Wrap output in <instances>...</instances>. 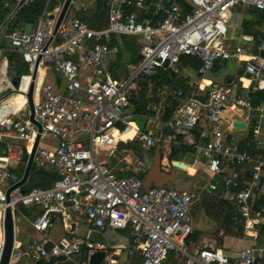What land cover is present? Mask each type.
<instances>
[{
  "label": "built area",
  "instance_id": "built-area-1",
  "mask_svg": "<svg viewBox=\"0 0 264 264\" xmlns=\"http://www.w3.org/2000/svg\"><path fill=\"white\" fill-rule=\"evenodd\" d=\"M239 6L264 11V0H106L108 26L102 29L79 17L67 20V14L56 29L62 6L39 19L31 32L7 30L9 19L0 24V261L7 208L15 217L17 207L24 206L37 211L32 225L44 238L23 245L15 236L9 264L74 261L82 253L87 259L81 264H91V256L103 250L100 264H122L116 251L109 254V246L89 233L68 232L52 241L49 233L57 220L71 231L73 216L87 220L89 231L128 228V253L139 255L141 264H163L172 252L178 264H264V248L256 246L264 229V94L255 104V95L264 93V36L249 45L229 44L224 33ZM115 35L138 37L140 57L129 60V69L119 62L124 53L121 44H112ZM10 53L29 70L16 75ZM183 56L200 61L197 80L184 86L163 80L161 70L166 76L169 68L182 72ZM230 59L240 80L205 82L217 63ZM141 102L144 110L138 112ZM228 109L246 111L249 135L239 138L219 128ZM137 117L145 119L144 126ZM131 129L134 135L124 138ZM165 132L163 144L169 145L177 134L196 146L208 138L198 146L195 165L213 173L208 189L219 192L250 244L236 253L220 245H189L196 194L168 185L144 187L132 162L138 155L134 144L149 151ZM47 134L53 143L42 141ZM39 135L33 167H52L59 176L48 188L18 187L8 200L9 188L21 179L16 170L26 166L24 148L30 155ZM103 154L117 162L100 161ZM173 162H168L172 169ZM120 163L127 164L126 172Z\"/></svg>",
  "mask_w": 264,
  "mask_h": 264
},
{
  "label": "trees",
  "instance_id": "trees-1",
  "mask_svg": "<svg viewBox=\"0 0 264 264\" xmlns=\"http://www.w3.org/2000/svg\"><path fill=\"white\" fill-rule=\"evenodd\" d=\"M20 0H0V23L3 22L9 15L15 10L17 4ZM5 2H8V5L5 6ZM65 0H26L10 17L7 22V30L11 31L14 29H20L31 25L33 28L36 26L37 22L41 18H46L50 13L55 9L63 6ZM247 11H250L257 17V20H252L249 17L243 19V29L244 36H251L252 40H259L264 36V30H260L258 27L264 25V11L255 9L254 7L248 6ZM68 15H71V18L79 17L87 22H89L94 28L102 29L108 26V10L106 7V0H96V5L94 7H81L80 9L73 8L72 6L69 9ZM119 43L122 47V53H126L127 57L132 63H136L140 57V43L138 42V37L133 35H117L113 36L112 44ZM13 58L14 72L16 75L24 73L29 70L28 65L22 64L21 58L16 53L9 54ZM122 56V55H121ZM120 56V58H121ZM188 65L194 70H198L200 67V61L191 57L183 56L181 58L180 65ZM221 67L217 63L214 70H219ZM19 69L20 73L18 74L17 70ZM165 77L163 80L170 82L177 86H184L186 84L187 77L179 78V74L171 75V72L167 75L164 70H161V75ZM240 80L239 76L227 75L223 82L225 84L229 83V80ZM264 93L260 92L255 95V104L260 100L259 97ZM137 111L144 110V102L137 103ZM172 113V109L168 110V114L164 116V119H168V116ZM196 137H199V130H196ZM167 132H165L163 139L159 143L163 144L166 139ZM208 141L207 137H203L197 142V145L204 144ZM198 146L191 145L184 140V135L177 134L176 140L171 143V152L169 154V160H182L188 158L191 160L196 156L198 152ZM193 156V157H192ZM24 165L16 170L17 177H22L24 173ZM143 174L140 176L143 177ZM58 173L54 168H38L34 166L32 168L28 182L24 185L26 190L33 186H39L42 188H48L53 185L54 181L58 178ZM192 216L193 220L197 211L200 209L204 214L209 217L213 222L221 227H224L223 234L225 236L238 237L240 239L244 238V231L240 223L233 218L231 211L228 210L227 205L222 202L218 191H210L208 186L204 190H200L198 195L196 194V200L192 203ZM264 232V229L262 230ZM204 232L200 229L193 227L192 233L187 239V243L192 245L200 240L201 234ZM258 244H264V235H259ZM223 246V245H220ZM58 260L52 258L51 260L40 261V264H55ZM166 264H178V259L176 255L172 252L168 255L164 261Z\"/></svg>",
  "mask_w": 264,
  "mask_h": 264
},
{
  "label": "rangeland",
  "instance_id": "rangeland-1",
  "mask_svg": "<svg viewBox=\"0 0 264 264\" xmlns=\"http://www.w3.org/2000/svg\"><path fill=\"white\" fill-rule=\"evenodd\" d=\"M76 2V1H75ZM77 4L80 6H86V7H91L96 5V0H77ZM76 6V5H74ZM248 6L244 7H239L234 10L233 17L231 19L230 24L227 26V32L224 33L226 37H228V42L229 44L234 47L236 45H244L248 41H246V36H244V29L243 27V19L247 16L252 20H257V17L252 14L250 11H247ZM71 18V15L68 19ZM260 30H264V25L261 27H258ZM27 32L33 31V27L31 25H28L26 28ZM252 43V41L250 40ZM10 44V43H9ZM122 58H119L120 64H122L123 67L129 69L130 63L129 59L126 56V53L122 55ZM219 70H214L212 74L209 75L211 79H214L218 82H221L222 79L224 80L223 77H225L227 74L229 75H236L237 68H236V62L234 59L228 60L226 63L223 65H220ZM18 74L20 73L19 69L17 70ZM185 70L183 69L180 75L184 74L185 75ZM115 74V71H114ZM223 82V81H222ZM61 91H65L64 87L61 88ZM129 111H132V108L129 109ZM135 121L137 124L141 127L144 126L145 124V119L143 117H137L135 118ZM220 129H225L227 132L233 131L236 135L241 136L245 134V132H239L234 129L229 128L228 130V125L224 122L219 124ZM133 136V135H132ZM130 136V137H132ZM128 137V138H130ZM127 138V137H125ZM54 137L50 134H47L43 138V142L47 144L53 143ZM18 143L25 144L23 141H15ZM135 148H138L140 145L134 144ZM171 150V145L166 144V142L163 144V169L170 172L173 171L171 166L168 165V157L170 154ZM153 151V150H152ZM193 157V156H192ZM98 159L100 161H105L108 164H115L117 160L112 157V155L109 154H103V155H98ZM196 156H194L191 160L188 158L184 159V162L187 164L186 170L180 172L179 178L176 181L175 184H171L169 186L176 188V189H184L188 191H193L195 194L198 195V192L200 190H204L206 186L208 185V181L212 178L213 173L210 172V170L206 167V165H195V160ZM133 164H137V161H133ZM140 167H142V164L138 163ZM24 165V164H23ZM22 165V166H23ZM118 167H124L123 170L124 172L127 171V164L126 163H120ZM147 171V168H144V172ZM139 174H143V172H138ZM31 208L24 207V206H18L17 211H16V216H15V222L17 224V221L19 217H26L28 220L31 219ZM19 216V217H18ZM22 219V218H21ZM19 218V221H21ZM25 221V219H23ZM18 221V222H19ZM59 225V224H58ZM60 226V225H59ZM193 227L196 229L202 230L204 233L201 234V238L198 242H196L199 245L202 246H215V245H223L225 247H228L227 249L228 252L231 253H236L244 244H249L251 241L249 239L246 242H243L239 240L238 237H233V236H225L223 234L224 232V227L216 225L213 220H211L209 217H207L202 210H198L195 218L193 220ZM87 228L86 222H81V229L80 233H84V231ZM23 234V235H22ZM20 233L19 232V237L20 239H25L26 235L25 233ZM66 235V234H65ZM69 236V235H66ZM243 239V238H242ZM178 263V262H177ZM69 264V263H68ZM75 264H81V262H76ZM163 264H166L164 262Z\"/></svg>",
  "mask_w": 264,
  "mask_h": 264
},
{
  "label": "crops",
  "instance_id": "crops-1",
  "mask_svg": "<svg viewBox=\"0 0 264 264\" xmlns=\"http://www.w3.org/2000/svg\"><path fill=\"white\" fill-rule=\"evenodd\" d=\"M4 5L7 6L8 5V2H5ZM74 5H76V6H74ZM71 6L73 8H76V9H80L81 7H86V6H80V5H78L77 4V0H73L72 3H71ZM91 7H93V6H91ZM239 7H244V6H239ZM239 7H237V8H239ZM56 12H57V10L55 9L52 13H56ZM68 12H69V10H68ZM68 12H67V20H70L72 18L68 19L70 17L68 15ZM13 13H14V11L11 13V15ZM11 15H9L8 18H6L0 24H3L8 19H10V16ZM26 28H27V26L26 27H23V28H20V29L26 31ZM34 28H33V30H34ZM245 36H249V35H245ZM227 39H228V37H227ZM245 40L248 41V42L245 43L244 45L251 44L250 40H248V39H245ZM251 41L254 42V40H252V38H251ZM236 46H239V45H236ZM179 67L181 69L184 67L185 72H187V73H185V75L184 74H182V75L179 74V78L187 77V79L189 78L187 81H196L197 80V72H196V70H194L193 68H191L189 66V64L188 65L186 64L183 67L179 64ZM227 75H229V74H227ZM235 76H239V75H237V73H236ZM225 77H223V78H225ZM207 79L208 80L206 81V83H209L210 80L211 81L218 82V81H216L214 79H211L210 77L207 78ZM222 81H223V79H222ZM222 81L219 82V83H222ZM245 114H246V111L245 110H241V109H239V110L228 109V110H226L225 115H224V118L221 121V123L222 122L226 123L228 125V130H229V128H231V129H234V130L239 131V132H245V134H243L241 136H238L233 131H230V130L228 131L231 134H233V135H235V136H237L239 138H244V137H246L247 135L250 134V128H251V126H248L247 125L245 128H232L231 127V124L234 125L235 122H239V121H242V122L245 123V121H244L245 120ZM156 146H155V149H156ZM142 149H144V148L142 147ZM135 151L138 154L137 155V165H136V168L138 169L137 172H140V173L143 172L144 175H145V173L147 171L146 172H144L143 170L141 171V167L138 164V163L141 164V161L139 160L140 146L138 148H135ZM182 161H184V159H182ZM49 168H52V167H49ZM144 175H143V178H144ZM36 214H37V211L35 209H32L31 210V219H30L31 221L28 220L25 216L24 217L23 216L22 217H19L18 216L20 219L21 218L22 219H21V221H19V218H18V220H16L17 221V224L15 222L16 238L19 241H21L23 243V245H26L29 242H32L33 240H39V239H43L44 238V235L41 232L36 231L34 229L33 225H32V220L34 219V217L36 216ZM23 219H25V221ZM81 222H86V224H87V228L84 231V233H80ZM70 223H72L71 231H69V228H67L66 226H64V221L62 220V218H59L57 220V224H56L55 228H53V229L50 230V233L49 234H50V236L52 238L51 240L52 241H57L63 235H65V234H68L69 235V233H71V234H79V235H87L89 233L90 236H91V238L94 241H100V242L106 244L107 246H109V248H110L109 254L112 253L113 251H116L117 254H118V255H116V258L122 264H141V257L139 255H137V254H129L128 253V250L131 249V238H130V233H129V229L128 228H124V229L109 228V229L104 230V231H98V230L93 229V230L89 231L90 225H89L88 221L87 220H84V219H81V218H78L76 216H73V218L70 220ZM19 232L21 234L24 232L25 235H26V238L23 239V240L20 239ZM262 233L263 234H261V235H264V232L263 231H262ZM239 240H241L243 242H246L247 241L244 238L243 239H240L239 238ZM248 244H249V242H248ZM223 247H225V246H223ZM225 248L229 249L228 247H225ZM86 259H87V256L84 253H82V254L76 255L74 261H60V260H58L57 263H55V264H68V263L69 264H75L76 262H80L81 260H86ZM22 264H24V262Z\"/></svg>",
  "mask_w": 264,
  "mask_h": 264
},
{
  "label": "water",
  "instance_id": "water-1",
  "mask_svg": "<svg viewBox=\"0 0 264 264\" xmlns=\"http://www.w3.org/2000/svg\"><path fill=\"white\" fill-rule=\"evenodd\" d=\"M25 1L26 0H20L18 2L17 7L14 10V12ZM72 1L73 0H65V3L62 6V10H61L60 16H59L57 24H56V29L59 27V25L61 24V22L65 18L66 14H67L70 6H71ZM167 65H168V62H165V66H167ZM169 71L171 72V75L174 74L173 68H169ZM35 73H36V71H35ZM33 91H34V83H32V85L30 87L29 94H28L29 102H30V106H31V110H32V119L34 116ZM197 98H199L200 100H203V98L201 96H197ZM234 126L237 128H245L246 123L239 121V122H235ZM40 129H41V127H40ZM39 140H40V135L37 137L33 152L30 155L27 154L26 149L24 148V151H25L24 161L26 162L25 170H24V173H23V176L21 177V179L18 180L14 185H12L9 188L8 193H7L8 194V200H9V195H10L12 190H14L18 187H22L28 182L29 176H30L32 168H33L34 153H35V150L39 144ZM162 156H163V146L161 143H159L156 146L155 154L153 157V159H154L153 161H155V162H154L153 166L148 168V170L145 173L144 178H143L144 179V187L146 189L153 186V185H155V186L168 185L169 186L171 184H175L179 178L180 172L186 170L187 164L184 161H179V160H174L173 171L168 172V171L164 170L163 167L161 166V162H160ZM22 191H24L23 188H22ZM15 236H16L15 217H14L13 212H12V207H9V208H7V215H6L5 247H4V251H3V255H2V259L0 261V264H9L11 252H12L13 245L15 242ZM105 255H106L105 250L98 251V252L94 253L90 258L91 264H100L103 261Z\"/></svg>",
  "mask_w": 264,
  "mask_h": 264
},
{
  "label": "flooded vegetation",
  "instance_id": "flooded-vegetation-1",
  "mask_svg": "<svg viewBox=\"0 0 264 264\" xmlns=\"http://www.w3.org/2000/svg\"><path fill=\"white\" fill-rule=\"evenodd\" d=\"M153 150V151H152ZM155 154V147L154 149H150L149 151L142 149V147L140 146V153H139V160L141 161L142 167H141V171H144V168H148L153 166L154 162L153 161V157ZM163 159L164 157L162 156L161 158V166L163 167Z\"/></svg>",
  "mask_w": 264,
  "mask_h": 264
},
{
  "label": "bare ground",
  "instance_id": "bare-ground-1",
  "mask_svg": "<svg viewBox=\"0 0 264 264\" xmlns=\"http://www.w3.org/2000/svg\"><path fill=\"white\" fill-rule=\"evenodd\" d=\"M238 71L239 72H241V69H238ZM206 82V81H205ZM132 135H134V129H131L130 131H128L127 133H125L124 135H123V137L125 138V137H130V136H132ZM258 238H259V236L257 237V241H256V246H258L259 248H264V244L263 245H260V244H258Z\"/></svg>",
  "mask_w": 264,
  "mask_h": 264
}]
</instances>
